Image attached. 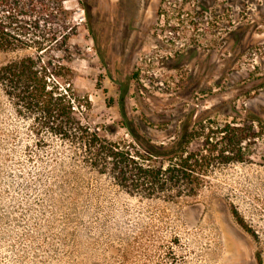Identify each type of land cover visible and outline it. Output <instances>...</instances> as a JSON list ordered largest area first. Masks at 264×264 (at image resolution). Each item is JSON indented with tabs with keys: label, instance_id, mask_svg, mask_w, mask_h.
Segmentation results:
<instances>
[{
	"label": "rangeland",
	"instance_id": "obj_1",
	"mask_svg": "<svg viewBox=\"0 0 264 264\" xmlns=\"http://www.w3.org/2000/svg\"><path fill=\"white\" fill-rule=\"evenodd\" d=\"M33 2L50 10L21 17L30 31L72 20L50 53L70 61L85 124L141 151L203 122L191 149L228 158L195 195L130 193L0 88V264H264V0ZM33 52L0 49V67ZM227 125L238 145L211 133Z\"/></svg>",
	"mask_w": 264,
	"mask_h": 264
},
{
	"label": "trees",
	"instance_id": "obj_2",
	"mask_svg": "<svg viewBox=\"0 0 264 264\" xmlns=\"http://www.w3.org/2000/svg\"><path fill=\"white\" fill-rule=\"evenodd\" d=\"M28 1L31 0H0V49L12 52L26 48L34 50L0 67V88L26 115L39 121L35 131H44L65 141L81 157L82 164L108 175L127 192L198 193L203 187V177L210 172L209 166L218 159L228 158L224 155V148L217 155L215 146L207 151L199 146L191 149L192 143L204 134L206 126L203 122L192 132L188 129L174 143L160 147L152 145L153 150L143 148L141 151L130 143L110 141L101 128L85 124L79 112L87 111L91 104L74 91L70 61L66 63L64 58L50 53L51 47L70 38L74 30L72 20L70 18L63 26L65 32L62 35L58 27L49 37L46 36L38 21L30 31L32 25L21 17L30 18V15L42 13L44 8L46 11L50 9L38 6L33 0ZM26 32L32 36L26 37ZM63 38L65 40H61ZM216 130L211 131L214 136L221 133L231 144L241 142L237 135L231 134L232 131L238 134L240 129L227 125Z\"/></svg>",
	"mask_w": 264,
	"mask_h": 264
}]
</instances>
